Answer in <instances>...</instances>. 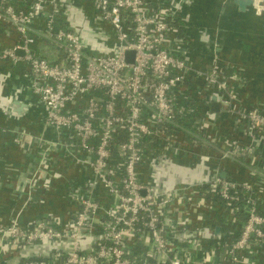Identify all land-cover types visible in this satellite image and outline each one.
Here are the masks:
<instances>
[{
	"label": "built area",
	"instance_id": "obj_1",
	"mask_svg": "<svg viewBox=\"0 0 264 264\" xmlns=\"http://www.w3.org/2000/svg\"><path fill=\"white\" fill-rule=\"evenodd\" d=\"M82 1L19 5L0 0V34L16 37L13 46L0 47V61H25L30 90L47 110L46 125L57 133L55 140H34L38 160L20 189L22 198L27 194L23 207L37 192L50 190L46 169L52 154L62 153L86 176L84 184L73 178L66 184L76 205L74 220L48 214L27 224L18 218L0 223V248L6 245L10 252L7 263L13 264L8 261L26 245L53 241L71 243V251L32 255L18 264L245 262L247 249L264 247V199L257 187L264 180L259 150L264 145V102L249 106L243 100L244 68L215 54L206 68L195 66L191 40L175 20L182 9L179 1ZM253 8L262 15L264 0ZM40 20L42 30L36 28ZM41 38L64 51V62H51L39 53ZM202 38L209 41L207 32ZM128 51L133 52L132 62ZM9 75L0 71V86ZM3 92L0 104L7 96ZM216 101L236 127L244 126L250 143L223 130L212 110ZM2 111L15 114L8 107ZM173 124L182 131L169 132L167 125ZM182 134L191 145L215 151L219 163L245 161L253 179L206 174L170 191L156 188L140 168L151 164L153 172L156 161L171 165L172 154L186 151ZM12 136L18 146L30 143L24 130H12ZM147 139L160 150L151 160L143 151ZM215 207L229 218L245 214L234 235L218 239L211 225L202 224L205 218L211 221Z\"/></svg>",
	"mask_w": 264,
	"mask_h": 264
},
{
	"label": "crops",
	"instance_id": "obj_2",
	"mask_svg": "<svg viewBox=\"0 0 264 264\" xmlns=\"http://www.w3.org/2000/svg\"><path fill=\"white\" fill-rule=\"evenodd\" d=\"M31 1L14 0L19 5H26ZM68 1L70 5L72 2L77 5L83 3L82 0ZM176 1L181 2L182 5L180 16H183L185 21L188 20L183 24L186 27L184 32L191 40L189 43L195 66L206 68L214 54L219 55L224 61L238 64L244 68L247 74V84L241 91L245 103L253 106L264 102V13L260 16L256 15L253 7L242 12L234 0ZM44 26L43 20L36 24V28L40 30L44 29ZM203 32H207L209 35L208 42L203 41ZM15 39L14 35L8 36V33L3 32L0 34V47L13 46ZM36 48L41 55L51 62L62 63L65 60L64 51L48 39L41 38ZM18 55L22 57L23 51L22 53L18 52ZM27 69L22 58L15 62L13 60L0 61V71L10 74L7 83H4L3 93L10 95L19 86H26L24 92L18 94L17 98L26 104L24 111L17 112L14 110L15 114L9 116L0 109V223L10 224L14 218H18L22 224H27L48 214H56L61 217L62 221L66 222L74 220L76 205L68 197L66 184L71 178L76 179L80 184H84L86 176L80 166L71 160H66L60 152L52 154L54 159L50 162L49 168L46 169L49 177L48 182L51 184L50 190L37 192L31 204L23 207L27 194L22 198L20 189L24 188L26 180L33 174L38 160L34 140L38 137L48 140L57 138L54 129L46 125V108L30 90L29 79L27 80L26 76ZM217 122L222 125L226 133L237 136L242 143H250L249 138L242 132L245 130L244 126L236 127L234 118L226 111H218ZM6 127L8 132L4 130ZM12 130L16 132L24 130L30 143L16 145L12 140ZM182 135L180 141L183 145L182 148H186V151L182 150L177 154H172L174 161L194 167L205 161L203 169L200 170L205 176L206 174L213 176L218 168L227 172L226 178L229 177L237 181L253 179L251 170L245 161H223V163H219L215 151H211L209 148L195 147V145L190 144L188 135ZM259 150L260 165L263 166L264 145ZM147 167L148 169L144 174L146 180L150 178V167L148 165ZM254 182H256V178H254ZM257 187L260 197L264 199V180L259 181ZM100 197L102 200L106 198L103 192L100 193ZM103 201L109 205L108 201ZM213 212L211 221L209 219L205 221V218L202 224L212 227H229L232 229L230 235H234L233 232L237 231L238 225L245 218L244 213H236L235 217L229 218L224 210L219 207H215ZM235 219H238L239 222L232 223L231 220L234 221ZM0 251L4 254V257L0 259V264H8L6 258L9 257L10 252L7 246L4 245ZM244 255L247 259L245 262H228L225 264H264V247L262 246L247 249Z\"/></svg>",
	"mask_w": 264,
	"mask_h": 264
},
{
	"label": "water",
	"instance_id": "obj_3",
	"mask_svg": "<svg viewBox=\"0 0 264 264\" xmlns=\"http://www.w3.org/2000/svg\"><path fill=\"white\" fill-rule=\"evenodd\" d=\"M236 6L239 10L242 12H246L248 8L258 6L259 0H234ZM19 53H22V51H18ZM127 60L129 62L133 61V52L128 51L126 54ZM216 99V98H215ZM25 103H22L21 101L17 100L16 104L13 106V109L17 112H22L25 110ZM212 110L213 111H220L221 106L218 101L214 102L212 104ZM158 167L151 172L150 170V178L151 176H155V178L151 181L149 178L146 180L149 183H152L156 188L161 190H172L176 184L179 182H196L204 179L206 176L202 174L200 170L203 169L204 165H200L199 169L195 166L186 165L184 163H178L174 160H172V164L168 165L166 162H160L156 161L155 163ZM149 164L148 166H150ZM191 170H193V173H191ZM219 174L221 177L226 178L227 172L225 171H218L213 173ZM213 229V233L216 238L222 239L227 236H229L232 232V229L229 227H222V226H214L211 227ZM65 250L67 252L71 251V243L64 242V241H53V242H46V243H36L31 245L24 246L17 255L13 256L9 263L18 264L21 260L26 259L29 256L32 255H38V254H47L49 251H55V250Z\"/></svg>",
	"mask_w": 264,
	"mask_h": 264
},
{
	"label": "trees",
	"instance_id": "obj_4",
	"mask_svg": "<svg viewBox=\"0 0 264 264\" xmlns=\"http://www.w3.org/2000/svg\"><path fill=\"white\" fill-rule=\"evenodd\" d=\"M183 16H180V15H177V17H176V21H177V25L180 27V30L182 31V32H184V29H185V27H183L184 25L183 24H185L186 23V21L184 20V18H182ZM186 19V18H185ZM188 21V20H187ZM179 22V23H178ZM206 36V35H205ZM203 41H205V40H203ZM3 78H4V76H2ZM1 81V80H0ZM0 84H1V82H0ZM25 88H26V86H19L13 93H12V95L10 96V95H7L5 98H4V102L3 103H1L0 104V107L4 110L6 107H8L10 110H12V111H14V109L10 106V102H12V100L15 98V95L17 94V93H19V95L20 94H22L23 92H24V90H25ZM18 90H20V91H18ZM0 95H2V93H1V86H0ZM4 95H6L5 93H4ZM18 98V97H17ZM5 105H7V106H5ZM32 107V106H31ZM168 126V131L170 132V131H176V132H181L182 130H181V128L176 124H173V125H167ZM144 146H143V151H144V153H145V155H146V157L148 158V160H151L152 158H154V157H156L158 154H159V149L157 148V147H155V145H153L152 144V142L150 141V139H147L146 140V142L143 144ZM146 169H148V167H147V165L145 164V165H142L141 166V168H140V170H141V172L143 173V176H144V174H145V171H146ZM244 220H245V218H244ZM233 234H234V232H233Z\"/></svg>",
	"mask_w": 264,
	"mask_h": 264
},
{
	"label": "flooded vegetation",
	"instance_id": "obj_5",
	"mask_svg": "<svg viewBox=\"0 0 264 264\" xmlns=\"http://www.w3.org/2000/svg\"><path fill=\"white\" fill-rule=\"evenodd\" d=\"M1 90L3 91L2 89V86H1ZM12 94H10L11 96ZM16 101H17V98H16V95H15V98L12 100V102H10V106L13 108V106L16 104ZM2 110V109H1Z\"/></svg>",
	"mask_w": 264,
	"mask_h": 264
},
{
	"label": "rangeland",
	"instance_id": "obj_6",
	"mask_svg": "<svg viewBox=\"0 0 264 264\" xmlns=\"http://www.w3.org/2000/svg\"><path fill=\"white\" fill-rule=\"evenodd\" d=\"M29 79V77L27 76V80ZM3 86V90H4V85H2ZM185 127H188L187 125H185Z\"/></svg>",
	"mask_w": 264,
	"mask_h": 264
}]
</instances>
